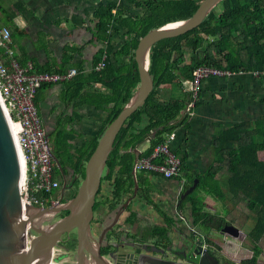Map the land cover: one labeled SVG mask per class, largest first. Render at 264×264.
Wrapping results in <instances>:
<instances>
[{
	"label": "trees",
	"instance_id": "trees-1",
	"mask_svg": "<svg viewBox=\"0 0 264 264\" xmlns=\"http://www.w3.org/2000/svg\"><path fill=\"white\" fill-rule=\"evenodd\" d=\"M201 1L128 0L127 5L109 3L98 6L94 11L93 35L96 40L106 44V48L100 52L94 64L96 67L104 58V67L100 71L94 70L85 80L78 74L73 77L69 81L72 84L68 88L69 99L85 102L88 97L81 98L83 90L90 85H100L101 89L90 91L89 98L96 108H106L107 125L121 112L138 87L134 52L139 39L150 29L190 17ZM133 9L142 12L130 14ZM121 27L126 29V38L120 49L113 53L110 39ZM2 62L6 63L7 60ZM114 63L120 67L115 68ZM203 66L227 71L232 75L252 74L264 81V0H221L197 27L182 36L162 40L152 46L148 72L154 82V90L145 104L127 118L121 133L131 130L132 124L140 119L142 113H146L149 124L143 134L156 131L159 139L155 141L154 147L164 143L163 136L171 134L185 121L187 102L186 98L162 99L159 96L161 88L176 85L182 89L184 82L192 80L193 72ZM59 133L61 131H54V140L58 139ZM102 133L103 130L99 131L97 137L87 143L83 159L75 168L81 172V178L85 162L93 153ZM115 153L113 150L107 158L108 172L103 177L109 179L114 167L120 166L109 199L112 208L118 206L123 196L131 194L134 188L132 166L123 157L114 158ZM259 153L264 156V113L256 120L240 121L219 131L213 139V162L203 173H187L185 184V188H189L197 179L207 187L210 195L221 202L224 216L217 214L213 227L221 228L234 223L233 213L238 208L245 213V222L250 227V230H246L245 241L254 247V253L241 264H257L260 252L256 245L264 237V158L260 159ZM183 170H186L184 160ZM135 180L138 183L137 196L144 198L148 204H154L149 195L150 188L142 183V176L136 174ZM188 203L192 210L202 208L193 212L196 218L204 217V206L194 198L193 193L184 199L180 211ZM97 205L95 201L94 210ZM154 205L166 218L167 226L149 227L145 231V238H166L176 227V220ZM229 215L232 217L227 219ZM138 221L136 214L130 212L127 222L135 226Z\"/></svg>",
	"mask_w": 264,
	"mask_h": 264
},
{
	"label": "crops",
	"instance_id": "crops-1",
	"mask_svg": "<svg viewBox=\"0 0 264 264\" xmlns=\"http://www.w3.org/2000/svg\"><path fill=\"white\" fill-rule=\"evenodd\" d=\"M109 3L127 5L128 0H0V28L6 27L11 31L13 55L22 67L31 63L35 73L56 74L76 69L85 80L95 70L94 63L106 48V44L93 35L94 11L98 6ZM138 12L142 11L133 9L130 14ZM125 34L126 29L121 27L118 33L112 35L110 47L113 53L123 45ZM6 60L0 55V61ZM114 67L119 68L120 65L114 63ZM69 81L43 85L37 90L34 103L53 154L60 156L64 166L77 168L87 143L97 137L99 131H104L108 113L106 108L92 105L89 98L90 91L101 89L100 85L84 89L81 98H88L82 102L80 99H69L68 88L72 86ZM175 86H164L159 96L164 100L186 98L188 106L191 101L189 85L184 83L183 88L178 90ZM191 110L193 115H188L187 108L184 111L186 119L172 132L176 138L171 142L172 149L184 160L186 170L174 179L149 172L137 174L142 176L144 186L150 188L149 195L154 204L170 216L176 213L177 226H194L201 231V226L209 228L208 216L214 213L208 211L207 202L203 199L205 196L213 197L207 187L198 182L191 192L206 209L202 218L193 215L202 208L192 210L189 204L178 214L174 205L171 209L170 198L179 197L185 188L187 173H203L213 162V139L219 131L240 121L256 120L264 113V81L245 73L206 79L200 85L198 100ZM148 124V115L142 113L131 130L119 133L113 149L116 151L114 158L123 157L133 167L136 159L147 156L159 139L156 131L143 134ZM54 131H61L56 140ZM168 135L163 136L164 142ZM119 167H114L109 179H102L96 197L98 205L94 210V219L98 224L114 212L109 201ZM178 181L183 185L182 189ZM129 195L123 196L122 200ZM154 204H148L138 196L128 203L123 215L134 212L139 221L157 217L163 223L162 214ZM211 229L218 231L216 227ZM198 239L207 241L208 237L200 232Z\"/></svg>",
	"mask_w": 264,
	"mask_h": 264
},
{
	"label": "water",
	"instance_id": "water-1",
	"mask_svg": "<svg viewBox=\"0 0 264 264\" xmlns=\"http://www.w3.org/2000/svg\"><path fill=\"white\" fill-rule=\"evenodd\" d=\"M220 1L202 0L190 17L172 22L180 23L179 25L170 27L171 23H168L150 29L139 39L134 52L139 77L138 87L121 112L105 126L93 153L85 162L84 175L77 191L69 200L45 208L25 206L22 210L25 178L23 161L10 120L0 100V264H48L52 249L59 246L63 236H69L72 232L75 234V264H108L100 254V247L104 242L108 244L105 241L107 233L112 231L122 212L127 209L128 203L138 197V183L133 172L132 193L120 202L115 220L96 238L92 234L93 206L104 173L108 171L106 162L114 149L116 137L121 133L127 118L145 104L154 90V82L148 72L149 51L160 41L177 38L197 27ZM53 160L60 166L59 158L54 154ZM197 183L198 180L195 179L181 195L177 206L195 189ZM180 187L182 189L183 185L180 184ZM63 211H66L64 215L53 220ZM174 219L177 220L175 217ZM31 232L34 236L30 235ZM196 233H191L192 244L188 257L194 260V264H215V259L206 250L203 241L197 239L199 234ZM221 233L237 238L241 231L230 223L223 227ZM27 235L30 236L29 239ZM147 264L174 263L150 258Z\"/></svg>",
	"mask_w": 264,
	"mask_h": 264
},
{
	"label": "built area",
	"instance_id": "built-area-1",
	"mask_svg": "<svg viewBox=\"0 0 264 264\" xmlns=\"http://www.w3.org/2000/svg\"><path fill=\"white\" fill-rule=\"evenodd\" d=\"M0 50L7 59L6 63L0 61V100L10 120L24 168L22 210L25 206L50 207L60 202L56 192L60 183L55 178L53 154L34 98L43 85L69 81L78 71L71 69L64 74L35 73L31 63L22 67L14 58L11 31L6 27L0 28ZM103 67L104 58L95 70L100 71ZM231 75L213 67L197 68L192 80L184 82L189 85L191 97L187 106L188 115L194 114L191 109L198 100L200 85L204 80ZM175 138V133L169 134L167 140L152 148L149 155L136 159L132 167L133 174L136 176L139 172H149L169 179L178 178L182 173V159L171 147ZM30 235L34 236V233ZM63 256L62 248H53L48 264H66L59 261Z\"/></svg>",
	"mask_w": 264,
	"mask_h": 264
},
{
	"label": "flooded vegetation",
	"instance_id": "flooded-vegetation-1",
	"mask_svg": "<svg viewBox=\"0 0 264 264\" xmlns=\"http://www.w3.org/2000/svg\"><path fill=\"white\" fill-rule=\"evenodd\" d=\"M56 157L59 158L60 163L59 166L54 161L55 178L58 179L60 183L56 192H58L60 202H64L71 199L75 195L79 182L82 179L81 172L76 171L73 166H64L60 161V156L56 155ZM187 189L188 188H184L178 198H170L171 209L174 205L178 214L184 199L181 201L182 203H180V206H177L178 202L181 200V195ZM117 210L118 206L114 208V212L107 217V220L101 224H98V222L93 218L92 234L94 238H96L105 227L109 226V224L115 220ZM123 212L112 231L108 232L106 235L105 241H107L108 244L104 242V244L100 247V254L108 264H147V261L150 260V258H159L174 264H194V260L188 257V250L192 244L191 233L192 231H195L197 232L196 234H200V230L198 228H195L194 226L183 228L178 224V226L167 234L166 238L146 239V229L149 227H166V218L162 216L164 221L161 223L157 220V217H151L146 220H140L139 223L135 224V226H131V224L127 222L128 216H124ZM65 213L66 211L61 212L53 220L61 217ZM173 215L174 216H170L168 213V216L176 218V213ZM219 229L220 230L218 232H221L223 227ZM201 241H203V244L209 254L215 259V264H234L223 254L222 249L218 245L212 243L211 241L208 242V239L207 241ZM109 243L113 244L111 245ZM58 247L68 252L72 251L73 255H75L74 232H72L69 236H63L62 242ZM152 249H156L159 252ZM73 257L75 263V256Z\"/></svg>",
	"mask_w": 264,
	"mask_h": 264
},
{
	"label": "rangeland",
	"instance_id": "rangeland-1",
	"mask_svg": "<svg viewBox=\"0 0 264 264\" xmlns=\"http://www.w3.org/2000/svg\"><path fill=\"white\" fill-rule=\"evenodd\" d=\"M175 89L178 90L179 88L175 86ZM259 158H264L262 153H259ZM203 199L205 200V202H207V205L209 207L208 211L214 213L213 215L210 214L208 216L209 228L201 226L200 232H203L212 243L218 245L222 249L223 254L227 256L228 259L231 260L234 264H241L243 260L250 259L253 256L254 247L250 243L245 241L246 230H250V227H248L247 223L245 222V213L240 208H238L233 213L235 221L232 224L234 227L240 230L241 233L237 238H232L225 234H222L221 232H218L220 230L218 227H216L218 231L211 229L213 228L211 226V222L218 218V216L215 215L219 214L221 216H224V211L222 210L223 208L221 202L215 199L214 197L210 196H205ZM231 217L232 215L226 216L227 219H230ZM256 248L260 252L259 256L257 257V264H264V237L261 239L260 243L256 245ZM73 256L75 255H73L72 251L68 252L64 250V256L59 261H63L66 264H73Z\"/></svg>",
	"mask_w": 264,
	"mask_h": 264
},
{
	"label": "bare ground",
	"instance_id": "bare-ground-1",
	"mask_svg": "<svg viewBox=\"0 0 264 264\" xmlns=\"http://www.w3.org/2000/svg\"><path fill=\"white\" fill-rule=\"evenodd\" d=\"M180 23H171L169 26L170 27H174V26H177V25H179Z\"/></svg>",
	"mask_w": 264,
	"mask_h": 264
}]
</instances>
